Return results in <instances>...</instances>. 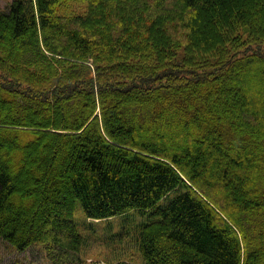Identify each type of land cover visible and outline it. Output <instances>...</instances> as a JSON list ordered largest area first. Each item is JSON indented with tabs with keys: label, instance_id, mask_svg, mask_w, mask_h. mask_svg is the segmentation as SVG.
Instances as JSON below:
<instances>
[{
	"label": "trees",
	"instance_id": "obj_1",
	"mask_svg": "<svg viewBox=\"0 0 264 264\" xmlns=\"http://www.w3.org/2000/svg\"><path fill=\"white\" fill-rule=\"evenodd\" d=\"M57 4L0 11V240L75 262L78 202L147 214L94 264H264V0Z\"/></svg>",
	"mask_w": 264,
	"mask_h": 264
},
{
	"label": "rangeland",
	"instance_id": "obj_2",
	"mask_svg": "<svg viewBox=\"0 0 264 264\" xmlns=\"http://www.w3.org/2000/svg\"><path fill=\"white\" fill-rule=\"evenodd\" d=\"M91 1L95 0H58L56 10L67 16L84 14ZM146 1L150 3V6L153 4V0ZM11 2L12 0H0V11L7 10ZM116 32L118 31L114 33ZM251 87L252 85L249 84L248 88ZM174 193L175 191L170 196L172 197ZM40 217H45V214L41 213ZM74 217L78 230L85 237V244L80 250V257L75 262L65 261L64 264H94L96 262L105 263L122 260L139 263L141 261L135 234L132 231L135 226L147 219V214L130 210L126 214L118 215L115 218L112 217L100 221H85L81 206L77 202ZM120 225L127 227L129 231H126L121 236H113L112 233L119 231ZM0 264L62 263H54L51 256L47 254L41 245H31L27 249L20 251L9 243L0 240Z\"/></svg>",
	"mask_w": 264,
	"mask_h": 264
}]
</instances>
